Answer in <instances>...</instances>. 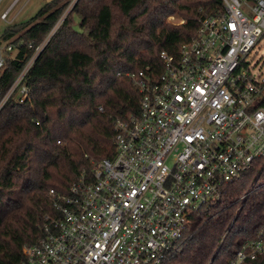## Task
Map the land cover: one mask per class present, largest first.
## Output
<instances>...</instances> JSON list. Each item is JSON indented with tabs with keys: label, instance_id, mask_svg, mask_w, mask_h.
Here are the masks:
<instances>
[{
	"label": "built area",
	"instance_id": "built-area-1",
	"mask_svg": "<svg viewBox=\"0 0 264 264\" xmlns=\"http://www.w3.org/2000/svg\"><path fill=\"white\" fill-rule=\"evenodd\" d=\"M58 25L0 92V112L28 98L25 77ZM263 36L264 0H220L175 55L159 53L158 75L127 73L138 113L114 120L111 158L92 162L67 193L49 191L54 214L19 264H164L178 252L190 218L264 163V75L247 62ZM12 51L0 43V73ZM263 255L264 227L227 264Z\"/></svg>",
	"mask_w": 264,
	"mask_h": 264
},
{
	"label": "trees",
	"instance_id": "trees-1",
	"mask_svg": "<svg viewBox=\"0 0 264 264\" xmlns=\"http://www.w3.org/2000/svg\"><path fill=\"white\" fill-rule=\"evenodd\" d=\"M70 2H45L30 20L5 28L0 43L13 51L0 73L1 95ZM219 7L220 0L74 2L25 77L28 98L10 99L3 108L15 111L0 133V264H19L23 248L41 238L45 218L54 214L50 190L67 193L92 162L113 156L114 120L139 108L125 75L146 68L158 75L159 53L175 55L195 36L199 18ZM169 16L181 23L166 22ZM259 181L264 163L256 162L219 203L190 218L179 251L164 264H227L264 227V187L249 193L237 214L234 205ZM243 264H264V255Z\"/></svg>",
	"mask_w": 264,
	"mask_h": 264
},
{
	"label": "rangeland",
	"instance_id": "rangeland-1",
	"mask_svg": "<svg viewBox=\"0 0 264 264\" xmlns=\"http://www.w3.org/2000/svg\"><path fill=\"white\" fill-rule=\"evenodd\" d=\"M15 1L16 0H1L0 14L5 9H7L10 5H12ZM50 1L52 0H48V1L46 0H17L10 8V13L8 14L7 21L6 22L0 21V35L4 32L7 26L13 25V24H20V23L30 20L32 17L35 16V14L40 10V8L43 7L45 2H50ZM75 1L77 0H71L65 12L61 16V18L58 20V22L55 24V27L57 24H59L58 25L59 27L60 26L59 21H62L64 17L68 16ZM74 19H75V22H77L76 18ZM166 22L172 23V24L181 23V21L177 20L175 16L167 17ZM247 59H248L247 62L250 64L252 73L254 75L256 74L264 75V36L260 39L258 44L254 47V49L252 50V52L250 53ZM14 101L17 102L16 95L14 96ZM9 110L10 109H7V108L2 110L3 113L0 115V131H1L0 133L4 132V129H3L4 125L13 117L15 110H10V112ZM259 187H264V182L259 181L257 184L256 183L251 184V186L248 188V191L242 196H240L238 200L234 201V205H237L236 214L238 210H240L243 207L244 198H246L249 195V193H251L253 190L258 189ZM208 209L209 208H207L206 210Z\"/></svg>",
	"mask_w": 264,
	"mask_h": 264
},
{
	"label": "crops",
	"instance_id": "crops-1",
	"mask_svg": "<svg viewBox=\"0 0 264 264\" xmlns=\"http://www.w3.org/2000/svg\"><path fill=\"white\" fill-rule=\"evenodd\" d=\"M16 1H17V0H16ZM16 1H15V2H16ZM46 1H48V0H46ZM15 2H14V3H15ZM14 3H13V4H14ZM13 4H12V5H13ZM12 5H10L8 8H10ZM8 8H7V9H8ZM7 9H5L3 12H5ZM3 12H2V13H3ZM2 13H1V14H2ZM9 13H10V12H9ZM1 14H0V15H1ZM7 18H8V15H7ZM7 18H6V20H5L4 22L7 21ZM0 21H3V20L0 18Z\"/></svg>",
	"mask_w": 264,
	"mask_h": 264
}]
</instances>
